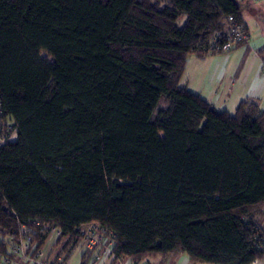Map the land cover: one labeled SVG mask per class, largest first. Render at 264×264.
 I'll list each match as a JSON object with an SVG mask.
<instances>
[{
  "label": "trees",
  "instance_id": "trees-1",
  "mask_svg": "<svg viewBox=\"0 0 264 264\" xmlns=\"http://www.w3.org/2000/svg\"><path fill=\"white\" fill-rule=\"evenodd\" d=\"M229 16L237 0H0V256L21 226L39 251L96 224L109 264L264 262V110L180 86Z\"/></svg>",
  "mask_w": 264,
  "mask_h": 264
},
{
  "label": "crops",
  "instance_id": "crops-1",
  "mask_svg": "<svg viewBox=\"0 0 264 264\" xmlns=\"http://www.w3.org/2000/svg\"><path fill=\"white\" fill-rule=\"evenodd\" d=\"M239 7L248 45L238 46L226 55H191L183 74L186 78L182 87L217 111L230 114L244 101L264 110V0H240ZM174 264L191 263L182 256Z\"/></svg>",
  "mask_w": 264,
  "mask_h": 264
},
{
  "label": "built area",
  "instance_id": "built-area-1",
  "mask_svg": "<svg viewBox=\"0 0 264 264\" xmlns=\"http://www.w3.org/2000/svg\"><path fill=\"white\" fill-rule=\"evenodd\" d=\"M225 30L221 35H216V37L210 41L206 52L216 53L219 55H226L234 48L241 45H248L249 36L245 31L243 25L236 21L232 16L224 19ZM222 39V43L218 44L217 39ZM12 134L3 137L0 141V148L5 145ZM83 243L86 244L88 249H93L94 247L101 249L99 253L95 254L94 261L95 264H109L112 260V253L110 246L106 244L104 236L99 234V228L96 224L84 225L78 229ZM50 234L58 237L60 231L53 229ZM36 235V230L21 226L18 232V237L14 240L9 257L0 256V264H62L60 259L52 263H47L44 261L45 254L43 250L34 251V237Z\"/></svg>",
  "mask_w": 264,
  "mask_h": 264
},
{
  "label": "rangeland",
  "instance_id": "rangeland-1",
  "mask_svg": "<svg viewBox=\"0 0 264 264\" xmlns=\"http://www.w3.org/2000/svg\"><path fill=\"white\" fill-rule=\"evenodd\" d=\"M238 2L240 0H237ZM184 23V20H181L179 22V25L181 26ZM188 60V59H187ZM186 77L183 76V78L180 81V86H183L184 79ZM233 114V112H231ZM10 125V123L8 124ZM13 137V136H12ZM11 137V138H12ZM13 139V138H12ZM3 140V136L0 134V141ZM1 239V237H0ZM57 237L53 234H49L44 247L42 248L45 258L44 261L47 263L55 262L56 260L60 259V262L62 264H80V259L82 253L87 249V246L83 241H80L77 245L74 246L72 241H69L67 238H63L60 240V243H57ZM66 247L64 250L62 247ZM95 251L97 250L96 247H94ZM70 250V251H69ZM96 254V252L94 253ZM65 256H67L65 258ZM64 258L66 259L64 261ZM94 260L90 261V264H95ZM88 262V264H89Z\"/></svg>",
  "mask_w": 264,
  "mask_h": 264
}]
</instances>
